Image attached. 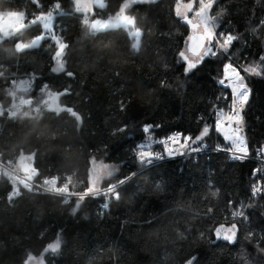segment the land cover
<instances>
[{
  "label": "trees",
  "instance_id": "1",
  "mask_svg": "<svg viewBox=\"0 0 264 264\" xmlns=\"http://www.w3.org/2000/svg\"><path fill=\"white\" fill-rule=\"evenodd\" d=\"M124 1L105 0L85 14L74 0H0V12L23 13L27 23L0 41V103L10 105L14 93L38 106L0 114V154L20 166L29 161L27 175L37 182L56 177L81 192L90 189L92 161L101 160L116 167L101 188L117 184L70 202L29 191L8 201L11 186L0 178V264L31 257L42 264H264V194L251 195L256 162L214 150L228 147L221 124L233 92L220 84L228 63L250 89L241 124L249 154L264 148V65L261 75L243 71L264 57V0H195L196 8L209 4L218 36L238 39L227 52L209 47L190 69L181 54L193 26L177 13L179 0H132L133 27L91 29L88 21L115 15ZM46 13L54 15L52 35L19 49L44 32L33 19ZM55 37L68 45L59 71ZM24 80L28 87L18 88ZM49 92L79 118L48 109ZM145 125L157 136L179 131L193 139L208 126L199 142L212 150L143 167L129 147Z\"/></svg>",
  "mask_w": 264,
  "mask_h": 264
},
{
  "label": "built area",
  "instance_id": "2",
  "mask_svg": "<svg viewBox=\"0 0 264 264\" xmlns=\"http://www.w3.org/2000/svg\"><path fill=\"white\" fill-rule=\"evenodd\" d=\"M231 64L233 68H236L237 72L240 73L238 65H235L233 63ZM229 76L230 79H228ZM222 79L225 80V83H222L220 81V84L225 87H231L232 83L238 81L239 75L225 71V76ZM32 106L33 101L31 98L16 96L13 93L12 102L10 105L4 106L2 103H0V114L7 113L9 115H12ZM240 106L241 105L237 104V102L234 100L232 108L228 112L227 116L235 115L236 111L238 113L240 111ZM145 126H148L147 131L145 130ZM145 126L143 127V139L137 143H134V141H132L131 146L129 147L130 153L134 154L137 162L143 167L150 166L169 159H190L191 157H197L202 153L212 150L207 143H201L198 141H189L188 143H186V146H181L184 139L190 137L183 132L178 131L170 133L166 136H157L153 132L152 126ZM223 135L228 147L218 148L214 150L227 152L231 161H245L247 159L254 160L256 162V166L253 170L254 183L251 188V195L253 198L262 196L264 194V148L260 149L254 156H251L249 154L248 143L243 135V127L239 122L236 124L235 121L227 120V117L224 122ZM169 137L174 138V141H178L179 143L173 142V140H168L167 138ZM233 140H236V142L241 145L245 140L248 154L244 159L234 158V155L239 156L240 154L235 153V146L232 147ZM138 146L145 147L140 148ZM138 151H147L150 152L151 155L141 158L137 155ZM169 152H171L172 154H169ZM2 177L6 178L11 186L7 194L8 201H13L18 196H20L23 191L56 194L62 196L65 202H70L71 199L76 197L79 198L96 193L92 191L81 192L79 191V187L77 185L72 184L69 181L65 184H60L56 177H48L42 182H37L32 177H29L26 173H24L20 169L19 165H17L13 161V159H5L3 155L0 154V178ZM116 186L117 184L112 185L110 188L104 189V191H108L109 189L115 188Z\"/></svg>",
  "mask_w": 264,
  "mask_h": 264
},
{
  "label": "rangeland",
  "instance_id": "3",
  "mask_svg": "<svg viewBox=\"0 0 264 264\" xmlns=\"http://www.w3.org/2000/svg\"><path fill=\"white\" fill-rule=\"evenodd\" d=\"M74 1H75L77 10L85 14L93 12L96 7L103 8L106 4L105 0H74ZM131 5H132V0H125L120 11L116 13L115 15H112L107 18H96L92 21H88L91 29L105 30L107 28L119 27V26H123L126 28L133 27L135 23L134 18L128 13V9L131 7ZM176 11L179 15H182L185 17L190 16V21L193 26L192 29H195L198 32H201L204 34L208 28H214V22L211 20V18L209 17V13H208L209 4H203L200 8H196L195 0H191L188 2L179 0L176 4ZM25 19L26 17L23 13L0 12V41L3 40L5 37L9 36L10 34L24 29L27 26ZM33 22H41L43 25L44 32L40 36L36 37L30 44H27L26 45L27 47L33 46V42L38 40L39 41L38 44L35 45L37 46L39 45V43L45 36L52 35L54 15L51 13L39 15L33 19ZM132 34L137 38V44H138L140 37H141V31L139 29L134 28L132 30ZM55 39L58 41L57 37H55ZM210 43L211 41H209V44ZM21 45H25V44L19 43L18 44L19 49L26 48V47H21ZM209 50H211V48H209L208 46H205L203 52L199 56H192L185 48L183 51V58L186 61L187 66L189 64H195V63H198L205 55H207L209 53ZM54 68H56V65ZM239 76H240V73H239ZM28 84L29 82L27 80L21 81L18 85V88H27ZM241 84L242 82H240V77L237 82L232 84V87L234 89L232 104L234 100L237 102V104H240L239 97L235 89L239 87V85ZM230 89L232 90V88ZM44 103L46 104L47 108L50 110L61 111L63 109H68L70 112H72L75 116L79 118V115L75 113L72 109L66 106H62L58 102L56 93L49 92ZM245 108H246V105L243 107L242 109L243 111H240V114L242 116H243L242 113L244 112ZM222 129H223V123L221 124V130ZM199 141L201 140H198V142ZM26 161L27 160H25V162ZM115 171H116V167L114 165L105 163L101 160H93L91 174H90L91 191L92 192L100 191L103 180L109 177L110 175H112L113 173H115ZM222 234L224 237L233 238L234 237L233 227L229 225L224 227V231ZM32 263L42 264L41 257L29 258L27 264H32Z\"/></svg>",
  "mask_w": 264,
  "mask_h": 264
},
{
  "label": "snow or ice",
  "instance_id": "4",
  "mask_svg": "<svg viewBox=\"0 0 264 264\" xmlns=\"http://www.w3.org/2000/svg\"><path fill=\"white\" fill-rule=\"evenodd\" d=\"M202 39L204 41V44L208 47H211L212 48V52L217 54L216 51H214L213 49L214 48H218L219 50H222L223 52H227L228 49H229V46L233 43L234 40H237L238 37L237 36H234V35H227V36H224L223 34H220L219 36L216 34L215 32V28H208L206 30V32L204 34H202ZM222 39V43L220 42ZM209 41H211V43L209 44ZM214 41H215V44H214ZM38 40L37 41H34L33 42V46H35L36 44H38ZM21 47H27L26 45H21ZM68 45L66 43H63V42H58V47H57V51L56 53L54 54L55 57H56V60H55V63H56V68L54 69V71H59L61 69L64 68V64L61 63V57L62 55L65 53L66 49H67ZM183 56V53L181 54ZM261 60V64H258L256 66H249L248 68L246 69H243L244 72L248 73V74H255V75H261L262 72H261V67L262 65H264V57H261L260 58ZM196 65L195 64H189L188 67L189 69L190 68H193L195 67ZM225 71L227 72H231L232 74H238L239 73L237 72L236 68H233L232 64L229 63V64H226L225 66ZM68 75H72L71 73H68ZM243 78V77H242ZM228 79H230V76L228 77ZM222 83H225V80L222 79L221 80ZM241 89L243 90L241 92ZM233 87H232V92H233ZM237 91V94H238V97H239V101H240V111H242L243 107L247 104L248 102V99H249V95H250V90L247 89V86L246 84L242 83L241 85H239V87H237L235 89ZM246 93V94H245ZM240 111L237 113H235V115H228L227 116V120L229 121H235L236 124L239 122L240 124L243 123V116L240 114ZM223 119V116L221 117ZM145 130L147 131L148 130V126H145ZM210 132V128L208 126H205L202 130V132H200L199 135H197L194 139L191 138V137H187L184 139L183 143L181 144V146H186V143H188L189 141L193 142H197L198 140H202V138L206 137ZM168 140H173V142H176V143H179L178 141H174V138L172 137H169L167 138ZM235 146V153H239L240 155L239 156H235L234 155V158H239V159H244L245 156L248 154V149L245 145V140H244V143L241 145V144H238L236 142V140H233L232 141V147ZM140 148H143L145 146H138ZM231 147V148H232ZM229 148V149H231ZM169 154H172L171 152H169ZM137 155L140 156L141 158H143L144 156H149L151 155L150 152H147V151H144V152H137ZM259 171V170H257ZM89 191H91V189H89ZM109 191H112V189H110ZM117 198H118V193L116 194ZM227 235V234H225ZM194 261V259H193ZM193 264V262H192Z\"/></svg>",
  "mask_w": 264,
  "mask_h": 264
},
{
  "label": "water",
  "instance_id": "5",
  "mask_svg": "<svg viewBox=\"0 0 264 264\" xmlns=\"http://www.w3.org/2000/svg\"><path fill=\"white\" fill-rule=\"evenodd\" d=\"M202 34L203 33L194 30L187 40L186 49L192 56H199L206 46L202 39ZM20 169L24 173H32L31 163L29 161H26L21 164Z\"/></svg>",
  "mask_w": 264,
  "mask_h": 264
},
{
  "label": "crops",
  "instance_id": "6",
  "mask_svg": "<svg viewBox=\"0 0 264 264\" xmlns=\"http://www.w3.org/2000/svg\"><path fill=\"white\" fill-rule=\"evenodd\" d=\"M248 89H249V87H247ZM250 90V89H249ZM243 90L241 89V92H242ZM246 109V108H245ZM243 114V118H244V115H245V110H244V112L242 113ZM222 131H223V129H222Z\"/></svg>",
  "mask_w": 264,
  "mask_h": 264
},
{
  "label": "flooded vegetation",
  "instance_id": "7",
  "mask_svg": "<svg viewBox=\"0 0 264 264\" xmlns=\"http://www.w3.org/2000/svg\"><path fill=\"white\" fill-rule=\"evenodd\" d=\"M226 238H228V239H229V237H226Z\"/></svg>",
  "mask_w": 264,
  "mask_h": 264
},
{
  "label": "bare ground",
  "instance_id": "8",
  "mask_svg": "<svg viewBox=\"0 0 264 264\" xmlns=\"http://www.w3.org/2000/svg\"><path fill=\"white\" fill-rule=\"evenodd\" d=\"M228 154V153H227Z\"/></svg>",
  "mask_w": 264,
  "mask_h": 264
}]
</instances>
